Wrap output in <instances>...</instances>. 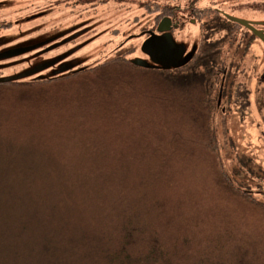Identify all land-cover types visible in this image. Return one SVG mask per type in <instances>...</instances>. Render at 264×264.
Returning <instances> with one entry per match:
<instances>
[{"label": "trees", "instance_id": "16d2710c", "mask_svg": "<svg viewBox=\"0 0 264 264\" xmlns=\"http://www.w3.org/2000/svg\"><path fill=\"white\" fill-rule=\"evenodd\" d=\"M218 26L225 29L218 21L203 23L195 44L197 51L190 64L224 65L226 57L220 54V49L228 43L230 34H214L211 30ZM174 38L182 41L176 35ZM193 45L189 43L188 47ZM111 62L113 60L95 64L78 76L98 72L100 68L96 67ZM116 64L127 67L122 60ZM140 69L176 75L156 78L154 82H160L159 87V84L168 85L167 80L171 86L183 84L179 89L185 88L188 73L195 75L196 87L202 95L198 105L189 94L185 95L187 116L180 118L185 131L177 133L174 129L167 134L165 122L160 120L162 140L166 141L161 145L158 136L141 129V115L132 119L131 130L121 135L116 128L117 112L132 103L133 88L108 85L100 89L103 93L89 95V103L84 101L62 116L61 124H65V128L55 130L60 139L70 143L71 149L83 152L68 157L74 162L64 163L55 157L56 160L46 166L32 169V172L26 170L25 181H20L17 179L19 172H14L13 178L8 174V170L13 169L9 161L11 156L7 161H0V232L7 229L0 233V246L7 248L0 261L5 264L259 263L256 249L246 248V239L242 244L241 240L250 231L248 221H254L250 223L253 225L257 216L264 217L261 198L264 178L246 165L242 167L245 175L237 172L236 176L226 165L228 161L231 163V151L226 141H220L228 134L221 130L224 120L220 114L232 100L225 87L221 107L218 106L219 75L216 70ZM106 74L101 73L96 82L105 79L102 77ZM78 76L0 85L23 89L55 88L63 81L75 82ZM119 90V93L123 91L122 95L127 93L129 103L118 106L110 93L118 94ZM102 94L100 101L105 105L97 107L93 103H97ZM164 98L162 94H151L152 103L159 106L152 109L153 113L159 109L171 112L161 106L165 105ZM97 112L110 118L99 120L94 116ZM136 119L138 125H135ZM96 123L102 125L101 134L113 133L97 138L99 142L85 145L90 138L79 136L93 133ZM135 130L139 133L135 134ZM119 137L124 140L117 145L115 139ZM125 145L131 148L126 150ZM98 150L109 153L102 164H97L98 157L89 153ZM87 158L93 159V163ZM197 160L202 161L205 175H198L191 167ZM32 173L36 178L30 180L28 176ZM241 176L258 179L259 186H252V181L246 178L244 181Z\"/></svg>", "mask_w": 264, "mask_h": 264}, {"label": "rangeland", "instance_id": "374dc122", "mask_svg": "<svg viewBox=\"0 0 264 264\" xmlns=\"http://www.w3.org/2000/svg\"><path fill=\"white\" fill-rule=\"evenodd\" d=\"M11 6L12 3L9 2L6 7ZM30 13V10H26L24 16ZM236 15L243 19L255 20L253 18H256L264 20V10L257 8H243ZM26 18L20 19L18 26L14 23L8 27V30H0V41H6V50L43 42L53 33L49 21L37 17L26 21ZM61 27L60 39L71 37L72 40L40 56H35L33 55L34 52H29L22 56L0 61V80L21 75L31 70L37 64L49 62L54 56L60 59L63 58V60L69 63L80 62L82 66H91L106 58L103 54L101 55L103 45L99 44V38L92 35V31L98 28L99 25H92L91 20L86 19L79 20L69 27L65 24ZM66 27L68 28L65 29ZM194 34L197 35L198 31L196 30ZM102 39L105 40L107 37ZM181 40L179 42H186L188 45L189 43L190 45L197 44V37L191 40L181 38ZM137 41L141 43V41ZM261 46H259L257 58H255L256 56L250 57L247 64L264 69V45ZM255 48L256 45L254 46V50ZM134 56L136 58H139V56L143 57L140 51ZM80 69L84 68H76V70ZM99 70L98 72L88 73L84 76L77 75L78 77H76L75 82L63 81L55 88L36 87L33 89H23L16 86L0 85V161H7L9 156H11L9 161L13 169L8 170L10 178L14 177V172H19L17 179L25 181L26 170L32 172V169H39L42 166H46L54 162L56 160L55 157L61 158L60 161L64 163L74 162V159H69L68 157L75 156L76 152H83L80 149H71L69 147L70 143L63 141L62 138L60 139L55 130L65 128V124H61L63 122V119H61L63 115L74 111L84 101L89 103L90 99L87 97L99 93L101 91L100 89L105 86L121 84L129 85L133 88L134 94L131 104L128 102L127 93L122 95L123 91L119 93L120 90L117 91L118 94H115V92L110 93L118 102V106L123 103H129L119 108L117 112L116 128L121 131V135L131 130L132 119L142 115L140 119V123L142 124L141 129L151 135L158 136L161 145H165L166 141L162 140V125L160 120L165 122V133L169 134L174 129L177 133H183L185 126L181 119L187 116L186 113L188 110V102L185 101V95L189 94L196 105L199 104L202 95L196 87L195 75L192 76L191 73H188L186 82L183 80L186 83L185 88L183 86V88L179 89L183 84H180L179 87L178 84L171 86L170 82L166 80L165 82L168 85L163 86L159 84V87L158 83L160 82L156 84L154 82L156 78H173L175 74L169 76L168 73L163 74L160 72L145 71L140 68L133 69L115 63L100 67ZM100 72L102 75L106 72L107 76L102 77L105 79H101L97 83L96 80L101 76ZM53 74L54 68H49L34 76L27 77L25 80L30 82L34 79L50 77ZM100 84L103 85L101 86ZM24 93H28V95L26 96ZM152 93H156L158 96L160 94L164 95L163 102L165 105L161 106L171 110V112L168 113L159 109L153 113L152 109H157L159 106L156 107V104H153L154 102L152 103ZM251 94L254 97H249L247 100L248 106L246 111L248 116L246 114L245 120L243 121H227V137L224 134L220 138V141L222 143L226 141L225 145L231 151V163L228 161L226 165L230 171H233L234 175L237 176V172H239L244 176L242 167L246 165L247 167L253 168L257 172L256 174L264 178V133L258 129V119L261 118L264 120V85L260 88H257V86L254 87V90H251ZM146 95L148 97L150 96L149 101ZM102 97L103 94L99 97V101L93 104L97 107L104 106L105 102L100 101ZM194 102H191L193 103V107ZM156 114L158 115L155 116ZM94 116L98 117L99 120H108L110 118L109 115L103 114L102 112H97ZM137 120L135 125H138ZM26 122H28V125H26ZM169 124L172 126L171 129H169ZM95 125L93 133L85 132L80 134L79 137L90 138L89 141L85 142V145L99 142L97 138H102L113 133L101 134L103 131L101 123H96ZM221 129H223L222 126ZM138 133L135 130V134ZM123 140V137L115 139L117 145L121 144ZM124 148L129 150L131 146L125 145ZM10 150H13L12 153H9ZM89 153L98 157L97 164H102L109 154L107 150H98ZM87 161L93 163L94 160L87 158ZM201 166L202 161L197 160L191 167L198 172V175H202L206 170ZM33 174L28 176L30 180L36 178ZM231 177L234 182H238L235 177ZM245 178L252 181V186H259L256 183L258 179L245 176L243 177L244 181ZM197 179L199 181L201 180L199 177ZM36 189L38 188L36 187ZM261 198L264 200V196H261ZM257 217L253 225L250 223L254 221H248L250 231L247 233L246 238L241 240V244L246 239L245 247L251 250L256 249V257L259 260L258 264H264V217ZM3 230L7 231V229ZM4 249L7 248L0 246V256L4 253ZM0 264H5V261H0Z\"/></svg>", "mask_w": 264, "mask_h": 264}, {"label": "flooded vegetation", "instance_id": "af4514ba", "mask_svg": "<svg viewBox=\"0 0 264 264\" xmlns=\"http://www.w3.org/2000/svg\"><path fill=\"white\" fill-rule=\"evenodd\" d=\"M9 2L12 6L6 7ZM243 8L264 10V0H0V30H8V27L14 23L18 26L19 20L25 17H27L26 21L36 17L49 21L53 33L44 41L54 40L34 51L33 55L40 56L46 52L47 47L63 40H72L71 37L60 39L61 26L65 24L69 27L79 20L89 19L92 25H99L92 31V35L99 38V44L103 45L101 55L103 54L106 58L91 66H82L80 62L69 63L63 58L54 56L49 60V62H54L52 66L54 71L64 66L93 68L97 63L103 64L112 60L111 63L115 64L122 60L127 67L134 68L136 66L129 62L135 58L133 56L145 40L152 34L159 33L158 27L164 19L171 21V33L182 39L198 37V34L194 33L203 28V23L218 21L219 24L225 26V29L218 26L211 31L214 34H230L228 43L221 49L219 48L220 54H225L226 57L224 65L188 64L180 70L185 68L216 70L219 75L217 79L219 83L218 106L221 107L225 87L227 95L232 100L229 107L224 108V112L220 114L224 120L221 126L227 131V121L245 120L247 100L249 97H254L251 90H254L256 86L260 88L264 85V69L247 64L250 57L256 56L257 58L259 46L264 45V20L253 18L259 20L255 21L238 17L236 14ZM26 10H30L31 13L24 16ZM231 18L245 20L252 24L257 31L262 33V37L255 35L247 27L233 22ZM105 37L107 39L103 40L102 38ZM6 47V41L1 40L0 53L5 51ZM214 47H216L215 44ZM104 66L106 65L96 68ZM254 78H256L255 81ZM250 80H252L251 83H249ZM263 123L264 120L259 118L258 129L262 133H264Z\"/></svg>", "mask_w": 264, "mask_h": 264}, {"label": "water", "instance_id": "95a60500", "mask_svg": "<svg viewBox=\"0 0 264 264\" xmlns=\"http://www.w3.org/2000/svg\"><path fill=\"white\" fill-rule=\"evenodd\" d=\"M231 20L244 27H247L255 35L262 37V33L260 31H257L252 26V24L248 23L247 21L237 18H231ZM170 27H171V21L169 19H164L158 27L159 33L152 34L147 40L143 42L141 46V53L143 57L133 58L130 61L131 64L135 66L143 67L145 69L147 68L161 69L163 71L180 70L183 67L190 64L197 51V46L193 45L191 47H188V45L183 42L182 43L177 42L170 31L171 30ZM53 40H46L31 46H26V47L23 46V47L5 50L2 53H0V61L4 59L22 56L29 52L30 53L34 52L40 49L41 47H44L52 43ZM67 42L68 40H63L59 43L47 47L45 51L47 52L54 50ZM53 65L54 62L37 64L34 67H32L31 70L24 72L21 75H18L16 77L1 79L0 84L18 83L24 81L29 82L25 80L27 77L34 76L37 73L52 68ZM88 69L90 68L76 70V68L64 66L54 71V74L51 75L50 77L42 78V79H57V78L74 76Z\"/></svg>", "mask_w": 264, "mask_h": 264}]
</instances>
